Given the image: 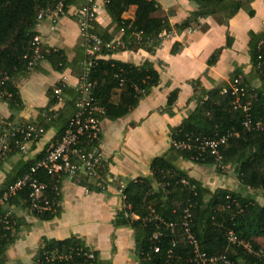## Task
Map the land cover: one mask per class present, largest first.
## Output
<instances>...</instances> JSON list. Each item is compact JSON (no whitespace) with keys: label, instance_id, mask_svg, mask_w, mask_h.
Segmentation results:
<instances>
[{"label":"trees","instance_id":"16d2710c","mask_svg":"<svg viewBox=\"0 0 264 264\" xmlns=\"http://www.w3.org/2000/svg\"><path fill=\"white\" fill-rule=\"evenodd\" d=\"M56 1H62L65 6L73 5V2L67 0H0V102L5 103L11 111L22 110L19 83L32 71H39L38 65L41 62L29 69L27 57L31 53V42L38 35L37 16ZM192 1L197 5L193 19L176 26L177 30L188 29L197 25L198 19L216 15L218 12L225 13V19H228L241 9L240 2H235L231 10H225V0ZM130 7H135L133 20L122 19V15ZM105 9L114 26L113 35L99 30L96 23L95 33L104 43H110L122 29L121 40L124 43L123 48L118 47L111 52L102 50L105 56L139 49L153 54L160 46L159 36L170 31L165 19L152 17L157 11L155 0H108ZM138 33H141L139 39L136 38ZM260 41L264 42V34L252 37L250 54L254 71L262 81V86L252 89L241 78L248 92L255 95L251 110L253 120L261 121L264 125V58L257 60L260 55ZM176 50L173 49L172 52L175 53ZM40 56L43 58L42 62H47L57 73L62 74L70 66L63 50L41 46ZM216 58V54L213 55L208 64L213 65ZM237 76L239 75L235 77ZM119 78L124 80L123 87L119 86ZM91 80L96 82L92 98L103 110V114L97 115V118L100 121H116L125 117L152 88L157 87L159 74L148 62L137 67L112 59H100L91 72ZM198 84L193 83L196 109L178 128L171 130L170 140L175 142L184 137H212L214 133H237L238 137L231 138L223 150L220 167H231L242 187L252 191H264V129L246 132L242 127L241 110L233 108L234 97L230 94L222 95V89L218 88L203 91L199 89ZM54 88H61L60 83L48 90L49 102L45 109L40 110L41 117L47 114L48 109L56 102L53 96ZM61 91L65 100L64 110L69 111L75 104L77 94L72 88H61ZM115 95L116 101L113 100ZM176 97L177 92L170 94L169 106ZM66 110L60 112L56 119L47 121L42 118L39 123L45 131L52 127L57 129L54 143L61 139L67 128L70 118L65 117ZM13 153L15 152L8 154ZM44 153L45 150L35 159L22 164L16 176L0 189V196L6 186L22 177ZM195 157V151L175 150L170 145L167 153L151 161L149 177L130 180L125 184L123 208L115 215L113 226L127 227L133 231L138 264H194L191 262L193 248L182 227L186 209L191 216L189 233L197 242L201 253L207 256L222 253L228 247L226 236L231 231L255 250L264 248L259 242H264V206L250 197L227 189H216L212 192L175 165L177 161H185L200 167L219 166L208 154L204 156V160L195 161ZM107 168L106 166L105 173ZM41 178L50 181L42 172ZM88 191L104 193L92 186H88ZM27 198L28 191L24 190L6 205L27 209ZM56 201L59 203V196ZM60 213L61 209L57 205L52 212L32 216L39 221H50ZM12 221L15 224L11 230L0 231V264H5L6 250L17 238V223L13 218ZM155 249H158L157 253ZM229 259L235 264H264V261L255 259L237 247L230 250ZM33 264H100V261L98 254L89 249L82 240L71 237L63 241L43 239Z\"/></svg>","mask_w":264,"mask_h":264},{"label":"crops","instance_id":"0c3cea01","mask_svg":"<svg viewBox=\"0 0 264 264\" xmlns=\"http://www.w3.org/2000/svg\"><path fill=\"white\" fill-rule=\"evenodd\" d=\"M94 1L99 30L113 35L114 26L103 0ZM235 2L241 3V9L228 19H225V13L218 12L198 19L197 25L188 29L177 30L176 26L193 19L197 5L192 0H155L157 11L152 17L165 19L170 26L169 32L159 36L160 46L155 52L149 54L139 49L103 56L104 60L112 59L137 67L148 62L158 72L159 84L125 117L101 122L100 149L108 167L107 191L87 193L75 182L62 179L58 193L61 213L50 221H39L22 206L4 207V212H8L17 223V238L6 250L5 264H33L43 239L63 241L71 237L79 238L96 252L100 264H138L133 231L113 226L115 215L123 208L117 188L130 180L149 177L151 161L167 153L171 130L178 128L196 109L194 82H198L203 91L224 89L239 75L252 89L262 86L250 52L252 37L264 34V0H225V10H231ZM82 4L83 0H74L65 17H47L38 23L36 29L42 46L64 51L69 68L61 74L53 71L47 62H41L39 71H32L18 85L22 110L16 113L0 102V118L41 123L40 110L48 105V90L62 79L74 85L84 55L75 18ZM134 13L135 7H130L122 19L132 21ZM173 49H177L175 53ZM215 54L216 61L209 65L208 61ZM36 75H46V81L49 79L43 82L44 98L40 101L25 99L22 91ZM173 92H177V97L169 106L168 98ZM113 100H117L116 95ZM64 102L57 106L58 114L66 110ZM66 112L65 117L71 118L75 107ZM56 135L57 129L52 127L45 131L40 141L30 146L28 153L0 156V189L16 176L22 164L35 159L53 144ZM175 165L212 192L216 189L232 191L227 187L215 190L208 187L211 183L202 176L204 172L211 173L213 167H200L185 161H177Z\"/></svg>","mask_w":264,"mask_h":264},{"label":"built area","instance_id":"2783aa9c","mask_svg":"<svg viewBox=\"0 0 264 264\" xmlns=\"http://www.w3.org/2000/svg\"><path fill=\"white\" fill-rule=\"evenodd\" d=\"M54 2L55 0H51ZM73 2L74 0H67ZM150 1V0H144ZM104 7L108 0H103ZM71 6H65L62 1L42 10L37 16V23L52 16L65 17ZM79 34L83 40L84 55L81 61V73L75 78L74 85L66 79L59 83L61 88H72L77 94L75 100V112L70 118L67 128L59 141L50 144L45 150L44 156L20 178L6 186L0 196V231H9L14 226L11 215L4 212L6 204L18 193L28 191L27 211L32 214L42 215L45 212H52L58 205L56 197L59 193V183L62 179L75 182L77 185L88 191V186H92L101 192L108 189L107 174L105 173L106 161L100 149V125L97 115L103 114L93 98L92 90L96 82L91 80V72L96 66V62L103 59L102 50L113 51L118 47H124L121 40L123 30L116 35L110 43H104L95 33L94 24L97 21V5L94 0H83V4L75 13ZM125 20V19H124ZM54 22V19H53ZM141 33L136 35L139 39ZM41 42L39 36H35L31 42L29 69L42 62L40 56ZM260 55L257 60L264 58V42L258 44ZM118 78V77H117ZM119 86L123 87L124 80L119 78ZM61 88H54L53 96L55 104L48 109L47 114L42 118L50 121L56 119L58 115L57 106L64 102L61 95ZM222 95L230 94L234 97L233 108L241 110L243 114L242 127L248 133L258 132L264 129L261 121H254L252 117V101L254 94H250L242 84L240 76L235 77L227 88L222 89ZM45 135L44 128L36 122H16L9 119L0 118V156L8 153H28L30 146L40 141ZM235 132H228L225 135L214 133L212 137H184L178 141H171L170 145L175 150L195 151L197 157L195 161L204 160L205 155H209L219 164L223 161V150L228 145L231 138H237ZM41 172L50 178L44 181ZM185 184V182L183 181ZM160 187H162L160 185ZM125 186L117 188L122 202L124 201L123 190ZM184 228L187 240L193 248L191 262L194 264H235L229 259L230 250L233 247L241 248L246 254L253 256L259 261H264V248L255 250L248 243L238 239L231 231L226 236L228 247L219 254L207 256L201 253L197 242L189 233L190 214L184 211ZM172 227V226H170ZM156 235L154 238L156 239ZM158 249H155V253ZM91 258V256H89Z\"/></svg>","mask_w":264,"mask_h":264},{"label":"rangeland","instance_id":"374dc122","mask_svg":"<svg viewBox=\"0 0 264 264\" xmlns=\"http://www.w3.org/2000/svg\"><path fill=\"white\" fill-rule=\"evenodd\" d=\"M45 81H46V75L34 76V78H32L30 82L27 84V86H29L28 87L29 90L28 91L26 90V87H27L26 86L24 87V90L22 91L25 99L29 98L30 100H33V101H36V100L40 101L41 99H43L44 98L43 94L45 91L44 83L47 82ZM207 168H212V167H207ZM213 168L214 169H212L211 173L204 172L202 176V178L205 179L206 182L211 183V185L208 184L209 188H213L215 190L218 187H227L231 189L232 191L237 192L245 197H250L254 199L259 205L264 206V191H260V190L252 191V190H248L245 187H242V185H240L236 176L234 175L233 170L229 166H226L224 168L217 166ZM259 242L262 245H264V242L262 240Z\"/></svg>","mask_w":264,"mask_h":264}]
</instances>
